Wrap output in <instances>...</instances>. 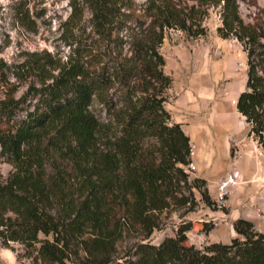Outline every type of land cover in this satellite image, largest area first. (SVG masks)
Returning <instances> with one entry per match:
<instances>
[{"label":"trees","instance_id":"1","mask_svg":"<svg viewBox=\"0 0 264 264\" xmlns=\"http://www.w3.org/2000/svg\"><path fill=\"white\" fill-rule=\"evenodd\" d=\"M188 1L137 7L83 0L96 50L77 44L63 63L33 53L39 85L0 101L8 122L0 128V155L13 167L0 180V236L18 243L32 264H264V231L241 217L228 243L185 245L190 222L158 244L146 241L180 184L215 205L205 179L189 177V136L164 106L173 81L159 51L166 30L204 36L202 20L219 6L216 33L236 39L247 56L235 108L264 152V27L243 21L239 0ZM31 102L14 121L16 109ZM124 232L139 239L120 256Z\"/></svg>","mask_w":264,"mask_h":264},{"label":"rangeland","instance_id":"2","mask_svg":"<svg viewBox=\"0 0 264 264\" xmlns=\"http://www.w3.org/2000/svg\"><path fill=\"white\" fill-rule=\"evenodd\" d=\"M147 1L131 3L142 7ZM238 4L245 23L264 27V0H239ZM68 20L71 22L66 24ZM90 20L91 12L83 0H0V101L8 96L17 100L31 85H39L33 53L63 63L75 55L77 44L81 50H96L100 43ZM150 20L148 17L147 23ZM220 23L219 6L209 7L202 20L206 35L192 38L176 28L164 32L159 51L165 59L164 70L173 80L164 106L195 146L189 177L205 179L213 202L217 184L231 168L238 169L242 178L221 208L208 206L196 189L180 184L169 206L159 214V227L146 240L152 244L174 236L183 222L192 224L184 244L198 248L212 242L228 243L238 217L253 220L264 231V152L247 136L248 127L235 108L237 95L245 86L247 56L236 39L218 36ZM31 105H20L13 120L22 119ZM7 123L0 116V128ZM12 171V165L0 155V180L5 182ZM47 171L51 172L48 165ZM210 225L213 228L207 231ZM138 239L134 232H124L117 243L118 255L128 253ZM0 264L32 263L18 243L0 236Z\"/></svg>","mask_w":264,"mask_h":264},{"label":"built area","instance_id":"3","mask_svg":"<svg viewBox=\"0 0 264 264\" xmlns=\"http://www.w3.org/2000/svg\"><path fill=\"white\" fill-rule=\"evenodd\" d=\"M194 150H195V146L193 145L190 147V151H189L191 162L186 167L187 172H189L190 169H192L194 166L192 161V157L194 156L195 153ZM240 179H241L240 171L235 167H233L219 181V183L217 184L216 199L214 201L218 208L222 207V204L225 202L226 198L230 195L232 190L239 185Z\"/></svg>","mask_w":264,"mask_h":264},{"label":"crops","instance_id":"4","mask_svg":"<svg viewBox=\"0 0 264 264\" xmlns=\"http://www.w3.org/2000/svg\"><path fill=\"white\" fill-rule=\"evenodd\" d=\"M245 79H246V78H245ZM238 94H239V93H238ZM237 96H238V95H237ZM235 101H236V100H235ZM185 134L187 135V133H185ZM188 136H189V135H188ZM194 137H195V136H194ZM194 137H191V140H192V138H193V139L197 142V139L194 138ZM199 154H200V153H199V151H198V155H197V156H200ZM241 178H242V176H241ZM238 218H239V217H238ZM250 221L253 222V220H250ZM232 229H233V227H232ZM232 231H233V233H232V234H233L232 237H233V236H235V232H234V230H232ZM232 237H231V238H232Z\"/></svg>","mask_w":264,"mask_h":264}]
</instances>
